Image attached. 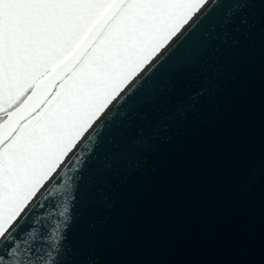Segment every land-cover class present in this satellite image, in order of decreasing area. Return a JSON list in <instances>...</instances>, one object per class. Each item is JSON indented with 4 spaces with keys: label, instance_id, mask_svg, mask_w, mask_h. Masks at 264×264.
<instances>
[{
    "label": "snow or ice",
    "instance_id": "1",
    "mask_svg": "<svg viewBox=\"0 0 264 264\" xmlns=\"http://www.w3.org/2000/svg\"><path fill=\"white\" fill-rule=\"evenodd\" d=\"M264 63V0H0V264H105L121 193ZM264 195V144L222 181Z\"/></svg>",
    "mask_w": 264,
    "mask_h": 264
},
{
    "label": "water",
    "instance_id": "2",
    "mask_svg": "<svg viewBox=\"0 0 264 264\" xmlns=\"http://www.w3.org/2000/svg\"><path fill=\"white\" fill-rule=\"evenodd\" d=\"M264 144V63L243 74L217 113L154 158L121 193L105 264H264V195L226 210L220 192L233 161Z\"/></svg>",
    "mask_w": 264,
    "mask_h": 264
}]
</instances>
